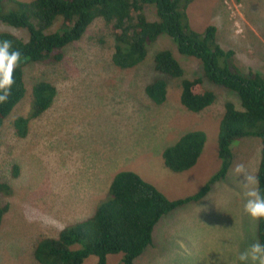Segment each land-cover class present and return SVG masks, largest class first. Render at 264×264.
Listing matches in <instances>:
<instances>
[{"label": "rangeland", "instance_id": "374dc122", "mask_svg": "<svg viewBox=\"0 0 264 264\" xmlns=\"http://www.w3.org/2000/svg\"><path fill=\"white\" fill-rule=\"evenodd\" d=\"M15 9L9 3L3 6L4 12ZM145 11L150 21L157 20L152 8ZM186 18L196 31L215 26L218 44L234 52L240 71L264 78V0H238L232 10L224 0H193ZM56 26L58 22L46 33L56 31ZM0 32L22 41L29 36L26 29L1 21ZM113 46L110 30L97 19L66 49L62 62H34L24 68L28 86L46 80L57 94L51 107L30 122L25 138L15 135L13 121L29 112L30 92L0 127V184L11 189L10 194L0 192V208L8 206L0 224V264H38L33 258L36 243L93 217L108 197L106 180L117 172H134L175 200L196 194L221 167L219 122L225 103L241 108L238 96L210 83L200 61L180 55L166 35L150 44L145 61L132 69L113 65ZM163 49L173 53L185 77L201 78L204 88L214 92L211 106L200 113L188 112L180 104L177 82L169 77L165 103L149 101L144 88L162 77L154 70L153 55ZM191 131L206 136L202 154L190 170L170 171L163 164L164 150ZM230 150L227 175L200 201L163 216L152 244L134 264H240L239 254L259 242L257 220L244 210L248 189L234 169L242 164L255 176L261 143L246 137L234 141ZM95 263L90 256L83 264ZM106 264H122V255L107 256Z\"/></svg>", "mask_w": 264, "mask_h": 264}, {"label": "trees", "instance_id": "16d2710c", "mask_svg": "<svg viewBox=\"0 0 264 264\" xmlns=\"http://www.w3.org/2000/svg\"><path fill=\"white\" fill-rule=\"evenodd\" d=\"M192 1L32 0L25 3L0 0V21L29 33L28 40L22 41L10 33L0 32V41H12L13 49L22 54V62L13 73L12 94L6 103H0V127L26 92H30L29 112L13 121L14 133L20 139L28 134L30 122L51 107L57 94L56 87L46 80H36L28 86L24 68L34 62H62L66 49L81 40L97 19L103 21L113 36L111 61L116 68L126 70L142 64L148 46L166 35L173 40L180 55L200 61L204 77L210 83L235 93L241 106L237 109L234 104L225 103L217 136L221 167L196 194L169 199L136 173L117 172L108 187L107 199L93 217L64 227L55 238L45 237L36 243L33 258L38 264H83L90 256L96 258L95 264H106L107 256L115 254L122 255V264H134L152 244L153 230L163 216L191 201H200L212 184L227 175L232 158L231 144L246 137H256L261 143L255 177L259 181L256 187L264 196V78L258 73L240 71L234 62V52L223 50L218 44L215 26H207L203 31L190 27L186 9ZM5 3L15 5L16 9L4 12ZM149 7L155 11L157 20L148 19L145 9ZM56 22L59 23L56 31L46 33ZM153 66L162 76L144 88L153 104L161 106L167 100L166 77L177 82L180 104L188 112L200 113L215 102L214 92L204 88L201 78L185 77L184 69L170 50L156 51ZM205 141L202 131L181 135L164 150V166L176 173L190 170L202 154ZM10 191L7 184H0V192L10 194ZM7 210L8 206L0 208V224ZM257 239L264 245V219L257 220Z\"/></svg>", "mask_w": 264, "mask_h": 264}, {"label": "clouds", "instance_id": "9594fccd", "mask_svg": "<svg viewBox=\"0 0 264 264\" xmlns=\"http://www.w3.org/2000/svg\"><path fill=\"white\" fill-rule=\"evenodd\" d=\"M238 0H224V4L229 10L236 8ZM24 60L27 57H23ZM22 62L20 50L13 49L12 41H0V103H6L12 94V85L15 83L13 73ZM234 172L241 177V183L248 189L245 196L248 198L244 205V210L253 219H264V196H262L256 185L258 179L247 174L244 165L235 166ZM158 223V222H157ZM240 264H264V245L259 242H253L249 248L241 252L238 256Z\"/></svg>", "mask_w": 264, "mask_h": 264}, {"label": "crops", "instance_id": "0c3cea01", "mask_svg": "<svg viewBox=\"0 0 264 264\" xmlns=\"http://www.w3.org/2000/svg\"><path fill=\"white\" fill-rule=\"evenodd\" d=\"M224 19L226 20V16H224ZM256 167H258V165H257ZM256 171H257V169H256ZM114 175H115V174H114ZM114 175H113V176H114ZM113 176H112L111 178H113ZM110 180H111V179H110ZM110 180H108V179L106 180V185H108V187H109L110 182H111ZM77 194H80V191H78ZM160 220H161V219H160ZM160 220H159V221H160ZM159 221H158L157 224H159ZM157 224H156V225H157ZM160 224H162V223H160ZM160 224H159V225H160ZM155 229H156V226H155V228H154V230H153L152 240H153V237H154Z\"/></svg>", "mask_w": 264, "mask_h": 264}]
</instances>
